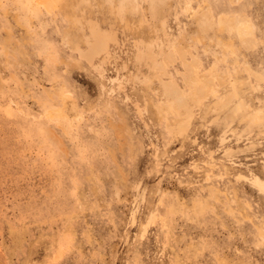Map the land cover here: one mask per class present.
<instances>
[{
  "label": "rangeland",
  "instance_id": "rangeland-1",
  "mask_svg": "<svg viewBox=\"0 0 264 264\" xmlns=\"http://www.w3.org/2000/svg\"><path fill=\"white\" fill-rule=\"evenodd\" d=\"M51 1L0 0V264H264V0Z\"/></svg>",
  "mask_w": 264,
  "mask_h": 264
},
{
  "label": "bare ground",
  "instance_id": "bare-ground-1",
  "mask_svg": "<svg viewBox=\"0 0 264 264\" xmlns=\"http://www.w3.org/2000/svg\"><path fill=\"white\" fill-rule=\"evenodd\" d=\"M45 3H47V5H50L52 3L51 0H44ZM252 181V180H251ZM257 184V183H256Z\"/></svg>",
  "mask_w": 264,
  "mask_h": 264
}]
</instances>
